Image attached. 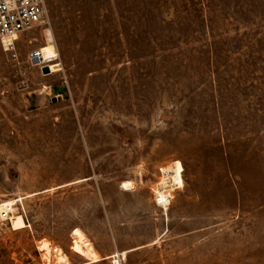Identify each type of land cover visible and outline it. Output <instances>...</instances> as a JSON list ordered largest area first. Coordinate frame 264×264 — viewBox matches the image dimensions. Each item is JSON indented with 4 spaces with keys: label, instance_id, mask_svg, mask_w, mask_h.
Segmentation results:
<instances>
[{
    "label": "rangeland",
    "instance_id": "374dc122",
    "mask_svg": "<svg viewBox=\"0 0 264 264\" xmlns=\"http://www.w3.org/2000/svg\"><path fill=\"white\" fill-rule=\"evenodd\" d=\"M45 2L55 46L0 42V264H264V0Z\"/></svg>",
    "mask_w": 264,
    "mask_h": 264
},
{
    "label": "built area",
    "instance_id": "2783aa9c",
    "mask_svg": "<svg viewBox=\"0 0 264 264\" xmlns=\"http://www.w3.org/2000/svg\"><path fill=\"white\" fill-rule=\"evenodd\" d=\"M38 29L43 33L45 43L50 41L55 46L45 0H0V42L4 51H15L21 38ZM28 43H31L30 39ZM58 59L57 52L53 56L46 57L41 46L30 47L25 54L26 62L38 67L41 72L43 66H48L50 73H53L51 66L59 64ZM1 217L10 221L9 216ZM113 257L122 264L121 254H114L111 258Z\"/></svg>",
    "mask_w": 264,
    "mask_h": 264
},
{
    "label": "bare ground",
    "instance_id": "6f19581e",
    "mask_svg": "<svg viewBox=\"0 0 264 264\" xmlns=\"http://www.w3.org/2000/svg\"><path fill=\"white\" fill-rule=\"evenodd\" d=\"M50 35H48L49 37ZM49 43V42H48ZM55 48H52V51H46L44 55L46 57L53 56L55 54ZM57 65V64H56ZM55 66V65H52ZM51 66V67H52ZM182 164L179 160L174 161L172 164L166 165L162 168L163 172V179L157 184L155 187V194L156 198L161 202L167 200V192L164 191V188L166 187H173L175 185L181 186L183 184V178H182ZM124 186H131L130 181L123 182ZM13 204V201H6L0 204V215L7 216L8 210L11 208V205ZM11 225L14 229H19L24 226H26V223L22 217V215L17 214L15 216L11 217ZM75 236L74 240V249L85 256L88 261H95L97 260L98 254L90 244V242L86 239V237L83 235V233L79 229H75L73 232ZM39 248L44 251V255L47 259H49L51 254V247L46 240H42L40 242ZM53 249V248H52ZM56 251V261L59 264H69L68 257L65 253L61 252L58 248L54 249ZM114 264H120L119 260L116 258L113 259Z\"/></svg>",
    "mask_w": 264,
    "mask_h": 264
},
{
    "label": "water",
    "instance_id": "95a60500",
    "mask_svg": "<svg viewBox=\"0 0 264 264\" xmlns=\"http://www.w3.org/2000/svg\"><path fill=\"white\" fill-rule=\"evenodd\" d=\"M42 73L43 74H49L50 73L48 66H43L42 67Z\"/></svg>",
    "mask_w": 264,
    "mask_h": 264
}]
</instances>
